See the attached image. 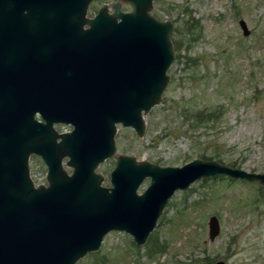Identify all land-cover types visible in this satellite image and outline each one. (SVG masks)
<instances>
[{
    "label": "water",
    "instance_id": "water-1",
    "mask_svg": "<svg viewBox=\"0 0 264 264\" xmlns=\"http://www.w3.org/2000/svg\"><path fill=\"white\" fill-rule=\"evenodd\" d=\"M91 1L14 0V50L0 64L5 82L11 75L9 91H0V264H73L111 230L142 244L174 191L200 177L223 174L264 187V171L198 157L160 165L126 153L116 155L110 185L100 183L95 168L115 153L117 125L141 136L144 114L161 101L174 25L150 12L153 0H122L127 11L119 1L111 11L101 4L88 16ZM239 24L247 34L245 20ZM46 33L57 38L38 36ZM29 154L44 164V184L30 179ZM207 225L213 239L218 217L211 214Z\"/></svg>",
    "mask_w": 264,
    "mask_h": 264
},
{
    "label": "rangeland",
    "instance_id": "rangeland-1",
    "mask_svg": "<svg viewBox=\"0 0 264 264\" xmlns=\"http://www.w3.org/2000/svg\"><path fill=\"white\" fill-rule=\"evenodd\" d=\"M117 1L122 0H92L86 14L101 4L111 9ZM121 7L131 9L124 2ZM150 12L174 25L169 80L161 101L144 114L141 136L117 125L115 153L95 168L101 184L110 185L108 172L120 153L160 165L198 157L263 172L264 0H153ZM199 111L204 118L195 120ZM28 165L33 182L44 184L39 157L30 155ZM148 182L146 177L137 191ZM211 214L220 223L213 239L207 225ZM217 259L264 264V187L259 181L223 174L200 177L174 191L142 244L125 231L111 230L97 249L73 264H211Z\"/></svg>",
    "mask_w": 264,
    "mask_h": 264
},
{
    "label": "flooded vegetation",
    "instance_id": "flooded-vegetation-1",
    "mask_svg": "<svg viewBox=\"0 0 264 264\" xmlns=\"http://www.w3.org/2000/svg\"><path fill=\"white\" fill-rule=\"evenodd\" d=\"M121 4H122V1H121ZM88 6H89V4H88ZM129 7H130V5H129ZM13 8H14V0H0V64H1L2 60H3V58L6 57V56L9 58L11 56L13 50H14L15 19L13 17ZM121 9H122V7H121ZM122 10L123 11H127L128 9H122ZM108 11H111V9H108ZM38 36L40 38L43 37V39H45V40H53V39L57 38L56 34H50V33L49 34L46 33V34H42V35H38ZM6 70H7L8 73L11 72V68H9L8 66H7ZM1 72H4V69L0 65V91L2 93H4V86L7 87L8 91L10 89V86H11V80H10L11 79V75L7 74L6 82H5L4 75L2 76ZM7 94H9V93L7 92ZM57 124H60V123H57ZM55 125L56 124L53 125L54 128H56ZM59 131H64V130H59ZM30 155H34V154H29L28 155V160H29ZM62 162H63V159H62ZM62 166L64 167L63 163H62ZM66 171L70 172V170L69 171L66 170ZM28 174H29V165H28ZM29 177H30V175H29ZM30 179L32 180L31 177H30ZM32 182H33V180H32ZM33 184L36 185L34 182H33Z\"/></svg>",
    "mask_w": 264,
    "mask_h": 264
},
{
    "label": "trees",
    "instance_id": "trees-1",
    "mask_svg": "<svg viewBox=\"0 0 264 264\" xmlns=\"http://www.w3.org/2000/svg\"><path fill=\"white\" fill-rule=\"evenodd\" d=\"M200 117V118H198ZM206 117V116H205ZM204 118V113H202L201 111L196 113V118L195 120H202ZM234 166V164H232Z\"/></svg>",
    "mask_w": 264,
    "mask_h": 264
}]
</instances>
